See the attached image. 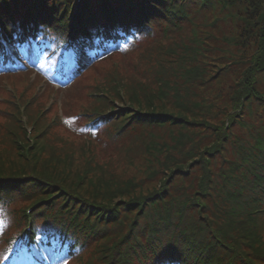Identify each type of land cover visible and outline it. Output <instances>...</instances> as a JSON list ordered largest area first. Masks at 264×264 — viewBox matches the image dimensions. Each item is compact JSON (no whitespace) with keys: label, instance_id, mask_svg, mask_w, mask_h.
Wrapping results in <instances>:
<instances>
[{"label":"trees","instance_id":"1","mask_svg":"<svg viewBox=\"0 0 264 264\" xmlns=\"http://www.w3.org/2000/svg\"><path fill=\"white\" fill-rule=\"evenodd\" d=\"M70 9L69 0H0L5 43L42 30L62 57L71 40L74 63L62 70L71 77L99 50L137 42L133 67L111 63L75 115L81 134L116 145L132 134L118 153H134L136 171L109 173L89 148L79 164L76 144L55 131L61 118L21 94L0 122V200L28 202L33 229L80 245L82 264H264V0ZM0 51L9 56L1 41Z\"/></svg>","mask_w":264,"mask_h":264},{"label":"rangeland","instance_id":"2","mask_svg":"<svg viewBox=\"0 0 264 264\" xmlns=\"http://www.w3.org/2000/svg\"><path fill=\"white\" fill-rule=\"evenodd\" d=\"M70 7L74 3V0L70 1ZM138 46L129 45L127 48H122L119 53H113L104 59L95 61L89 66L76 80L68 87L59 88L56 83V77L49 73L50 66H47L45 62L40 61L32 64L33 69L26 72L6 73L0 71V122L9 118V112L7 111L13 105L11 100H16L18 96L33 97V101L39 102L44 105L46 110V116L53 118L54 114L62 118L61 123L55 126V131L63 136L72 139L76 144L77 162L82 164L83 155L87 158L89 156V149H93L95 153V159L99 162H107L109 173L122 172L123 176L132 174L135 169L132 166L137 164L139 160L134 156V153L128 156L124 153H118V148L123 145H132L133 136L127 134L125 138H122L117 145L105 139V137L99 133L95 137H92L89 141L88 137L85 138L84 134H81L79 129L78 120L75 115L82 106L88 102L89 97L87 92L89 88L95 84L98 80L103 78L105 70L111 67V63L117 62L119 67H133V62L137 60L139 49ZM128 68V69H129ZM4 72V73H3ZM6 73V74H5ZM37 73V74H36ZM25 75L27 79L25 78ZM33 81L30 82L29 81ZM53 83L55 89L48 88V85ZM31 94L29 95V93ZM117 104V102H114ZM119 104V103H118ZM120 105V104H119ZM126 105V104H123ZM124 108V107H122ZM74 115V117H73ZM238 126L235 124L232 128L234 134H239L237 130ZM93 144L91 146L89 143ZM89 148V149H88ZM122 148V147H121ZM120 148V150H121ZM130 159L132 161H130ZM129 163L132 164L129 165ZM135 178L143 183V185L152 186L153 181H148L144 178L141 171L135 173ZM146 188V187H144ZM15 207L29 206L28 202H22L21 198L17 197ZM60 264L57 262L55 256H48L47 264ZM65 264H81L78 261L66 262Z\"/></svg>","mask_w":264,"mask_h":264},{"label":"snow or ice","instance_id":"3","mask_svg":"<svg viewBox=\"0 0 264 264\" xmlns=\"http://www.w3.org/2000/svg\"><path fill=\"white\" fill-rule=\"evenodd\" d=\"M9 51H10V50H9ZM2 55H3V52H2V51H0V56H2ZM4 259H5V260H7V259H8V257H6V256H5V257H4Z\"/></svg>","mask_w":264,"mask_h":264}]
</instances>
